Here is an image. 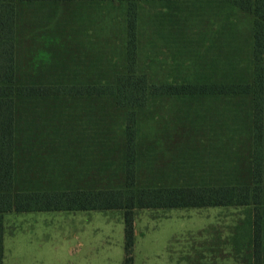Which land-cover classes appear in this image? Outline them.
<instances>
[{
    "label": "trees",
    "instance_id": "16d2710c",
    "mask_svg": "<svg viewBox=\"0 0 264 264\" xmlns=\"http://www.w3.org/2000/svg\"><path fill=\"white\" fill-rule=\"evenodd\" d=\"M212 207L264 264V0H0V264L7 214L122 211L134 264L136 211Z\"/></svg>",
    "mask_w": 264,
    "mask_h": 264
},
{
    "label": "rangeland",
    "instance_id": "374dc122",
    "mask_svg": "<svg viewBox=\"0 0 264 264\" xmlns=\"http://www.w3.org/2000/svg\"><path fill=\"white\" fill-rule=\"evenodd\" d=\"M90 212L4 215L3 264H123L122 211ZM243 214L231 207L138 210L134 264H238L230 239Z\"/></svg>",
    "mask_w": 264,
    "mask_h": 264
},
{
    "label": "crops",
    "instance_id": "0c3cea01",
    "mask_svg": "<svg viewBox=\"0 0 264 264\" xmlns=\"http://www.w3.org/2000/svg\"><path fill=\"white\" fill-rule=\"evenodd\" d=\"M87 212L89 211H85L84 213H87ZM93 212H97V211H91L90 213H93ZM35 213H51V212H32V213H24V214H35ZM52 213H82V212L80 211V212H52ZM4 244H5V241H4ZM4 252H5V249H4Z\"/></svg>",
    "mask_w": 264,
    "mask_h": 264
}]
</instances>
